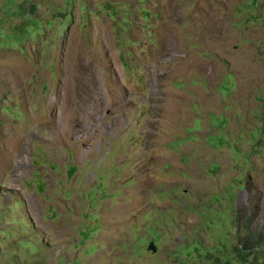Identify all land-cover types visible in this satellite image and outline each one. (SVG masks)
Returning <instances> with one entry per match:
<instances>
[{"label":"rangeland","instance_id":"1","mask_svg":"<svg viewBox=\"0 0 264 264\" xmlns=\"http://www.w3.org/2000/svg\"><path fill=\"white\" fill-rule=\"evenodd\" d=\"M243 224L264 0H0V264H210Z\"/></svg>","mask_w":264,"mask_h":264},{"label":"trees","instance_id":"2","mask_svg":"<svg viewBox=\"0 0 264 264\" xmlns=\"http://www.w3.org/2000/svg\"><path fill=\"white\" fill-rule=\"evenodd\" d=\"M239 233L240 230L238 229ZM241 233H243V242L241 247L234 250L233 258L220 259L215 257V261H211L210 264H261V255L259 253V246L261 244V251L264 250V239L261 235L254 236L249 230L248 224H243L241 228Z\"/></svg>","mask_w":264,"mask_h":264}]
</instances>
